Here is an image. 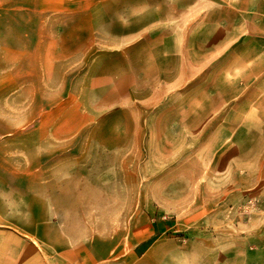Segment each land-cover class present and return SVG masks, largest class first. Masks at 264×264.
Segmentation results:
<instances>
[{
	"label": "rangeland",
	"instance_id": "1",
	"mask_svg": "<svg viewBox=\"0 0 264 264\" xmlns=\"http://www.w3.org/2000/svg\"><path fill=\"white\" fill-rule=\"evenodd\" d=\"M175 6L0 0L2 179L83 185L57 200L84 204L60 207L69 232L163 236L189 251L181 264H264V176L238 166L264 144L220 126L235 90L205 80L204 40L175 34Z\"/></svg>",
	"mask_w": 264,
	"mask_h": 264
},
{
	"label": "crops",
	"instance_id": "2",
	"mask_svg": "<svg viewBox=\"0 0 264 264\" xmlns=\"http://www.w3.org/2000/svg\"><path fill=\"white\" fill-rule=\"evenodd\" d=\"M175 1L186 4L172 12L175 34L186 30L187 41L204 40L205 80L235 90L228 93L227 116L220 126L234 128L232 138L244 134L254 148L264 144V0ZM185 43L175 45L190 46ZM3 159L0 153V264H181L180 257L189 254L184 247H169L174 240L163 236L69 232L65 225L74 217L63 215L60 207L84 204L57 200L61 193L84 191V186L70 188L67 181L8 189ZM238 166L246 177H263L264 151L239 157Z\"/></svg>",
	"mask_w": 264,
	"mask_h": 264
}]
</instances>
